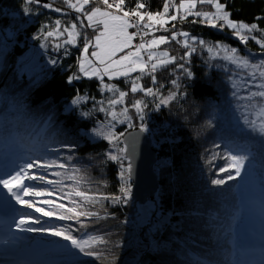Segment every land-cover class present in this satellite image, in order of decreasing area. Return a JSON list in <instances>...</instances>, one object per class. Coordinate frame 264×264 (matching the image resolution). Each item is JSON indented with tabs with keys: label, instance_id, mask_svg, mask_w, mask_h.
I'll use <instances>...</instances> for the list:
<instances>
[{
	"label": "trees",
	"instance_id": "16d2710c",
	"mask_svg": "<svg viewBox=\"0 0 264 264\" xmlns=\"http://www.w3.org/2000/svg\"><path fill=\"white\" fill-rule=\"evenodd\" d=\"M140 2L144 0H125V10L134 9ZM163 2L149 0L142 11L162 12ZM177 2L179 0H172L173 5ZM221 2L227 4L231 19L257 23L260 29H264V19H257L264 17V0ZM43 3L31 5L33 11L29 14L23 11L24 0H0V52H3L0 60V171L5 170L25 148L47 144L44 159L57 160L67 167L32 170L52 180V184L41 180L25 182L29 187L44 192V195L36 197L40 207L55 213L41 218L35 225L64 228L80 239L86 237V233L103 236L107 241L95 246V250L102 254L100 258L80 253L72 245L53 248L49 251L50 257L76 254L81 256L79 264H244L246 257H252L250 264H263L264 133L250 127L238 114L240 101L232 97L233 89L228 79L233 73L244 75L248 70L237 69L221 57H213L206 47L197 44V51L188 60L177 61L192 71L191 77L184 76L174 64L156 73L155 84L150 77H144L141 83L145 87H159L165 96L170 92L177 94L175 100L159 109L154 106L155 98L145 97L142 92H129L125 99L126 106L141 98L148 104L144 110V123L157 154L155 171L160 182L156 197L148 201L153 204L151 215L138 227L141 204L131 195L127 203L114 204L107 199L79 209L72 201L80 198L68 196L74 189L114 196L120 195V188L124 186L119 175L120 165L106 156L114 149L107 140H95L90 133L101 121L109 119L98 111V102L103 100L106 105V98L113 94L102 91L97 78H87L79 72L78 57L85 39L83 33L86 32L88 38L94 37L96 33L91 28L80 29L82 35L78 37L77 44L66 46L67 55H64L65 48L57 50L53 46L61 41L49 38V47L45 48L46 56L43 57L56 59L55 65L40 61L42 56L39 58L41 63L36 66L18 63L32 47L38 48L44 43L37 36L45 24L51 27L57 18L70 24L80 15L67 8L63 0L47 2L61 7L60 13L43 8ZM92 6L97 5L86 6V10ZM196 10L214 11L209 6L201 8L199 5ZM174 11L173 7L169 14ZM182 13L180 10L177 21H170L165 26L169 31L160 29L159 34L171 36L172 25L175 24L177 32L187 31L208 45L219 42L237 47L242 55L250 57L251 62L264 59V50L256 41L242 44L233 36L231 29L212 28L206 22H200L203 18L194 15L180 19ZM9 30L13 35L6 40ZM260 35L264 33L257 35V39ZM182 40L183 37H177V40H169L158 49L183 56L186 49ZM11 43L14 45L10 46ZM5 44L10 47L4 49ZM75 75L80 79H69ZM173 79L177 80L179 87L171 84ZM105 82L116 84L121 90L130 89L128 78H105ZM78 95L89 99L72 105V100ZM84 112L90 115L83 116ZM129 114L132 123L139 126L141 121L135 109L129 108ZM248 118L254 119L250 115ZM127 129V122L117 123L118 133H125ZM229 153L248 157L245 168L251 174L250 179L243 177L242 172L235 176V170L229 167ZM68 156L72 159L68 160ZM24 159L17 162L22 164ZM123 163L126 167L130 160ZM125 175L127 177V173ZM228 175L235 178L229 180ZM217 179H223L225 183L213 184L212 181ZM128 184L132 187L130 178ZM44 200L53 201V204L46 206ZM60 204L97 212L99 218L81 217L86 225L82 227L76 219H60L71 215L57 207ZM15 209L24 212L26 208ZM11 215H0V221L8 222ZM245 220L253 221V226H258L260 232L250 235ZM240 221L243 222L240 224ZM12 232L31 235L36 242L35 248L70 242L48 232H20L15 227ZM134 246H139L140 252L129 260Z\"/></svg>",
	"mask_w": 264,
	"mask_h": 264
},
{
	"label": "snow or ice",
	"instance_id": "6c2138e0",
	"mask_svg": "<svg viewBox=\"0 0 264 264\" xmlns=\"http://www.w3.org/2000/svg\"><path fill=\"white\" fill-rule=\"evenodd\" d=\"M67 8L75 10L80 15L77 16L74 22L65 24L60 18L55 19L51 27L45 24L40 30L37 39L44 41L41 47H49V38L66 37L62 42L55 43L53 46L59 50L65 48L64 55H67L68 45H76L78 37L82 35L80 29L91 28L96 35L88 38L86 32L83 33L85 39L83 47L78 57L79 72L87 78H97L101 84V90L112 93V97H108L107 104L104 101H99V112H103L109 118L107 122L101 121L97 127L91 129L92 134L96 137H101L109 142L115 151H108L106 153L107 159L115 161L120 165L121 171L119 173L124 186L120 188V195L104 196L102 194H90L87 191H80L74 189L73 192L68 193V196L75 195L80 198L73 200L72 203L78 205L79 209H84L88 205H94L101 200L110 199L112 203H127L128 197L131 195V187L128 184V179L131 176L132 164L128 163L125 167L124 161L130 160L131 148L134 152V142L136 136L129 134L125 137V133H116L113 129L116 123L127 122L129 128H135L136 125L132 123V116L129 114V108L135 109L141 123L139 124V131H147V126L144 123L145 108L148 107L146 101L141 99H134L130 105L116 109L117 105H124L125 99L129 92H142L145 97H154V106L159 109L162 105H168L171 101L176 99V93L170 92L168 95H162L160 88L145 87L141 81L144 77H150L153 84L157 83L156 73L166 68L168 65H175L176 68L182 70V74L187 77L193 75L192 71L186 67L184 63H177V61L188 60L192 53L197 51L196 45H201L207 48V52L213 57H221L224 61L234 65L237 69L248 70L244 75L240 72L229 75L228 79L233 89L231 95L241 103L238 105L245 113H252L254 119H249L248 115H244V122L252 128H258L261 133H264V59L259 62H251L247 55H242L237 47H230L223 43H216L208 45L203 39H198L194 35H190L187 31L177 32L176 25H172L171 36L152 35L151 39H145L150 34H153L159 29L169 31L165 26L170 22L177 21L178 15H169L170 9L174 7L172 0H164L162 5V12L157 11L155 14L151 10L142 11L149 4V0L137 3L132 10H125V0H63ZM41 0H24L23 11L25 13H32L31 5H40ZM92 6L86 10V6ZM198 5L203 8L209 6L214 11L196 10ZM45 9H54L55 12H62L61 7H54L53 3H43ZM183 13L179 16L184 19L189 15H194L197 18H203L200 22H206L212 28L223 30L225 28L231 29L232 34L242 44L247 45L249 41H256L264 50V35H257L264 33V29H260L257 23L238 22L230 18L231 13L227 10V4L222 3L221 0H179L176 12L180 10ZM257 19H264L258 17ZM86 21V23H85ZM194 23L196 21H193ZM135 29V31H129ZM257 33V35H253ZM139 37L140 43L134 44L133 41ZM177 37H183L182 44L186 51L183 56L171 55L167 50L158 51L160 45L166 44L169 40H177ZM181 42V41H177ZM92 49L90 52L89 49ZM120 54L117 58V55ZM58 61L51 59L50 63L55 65ZM132 73H138L133 77ZM233 76L238 79H233ZM105 77L109 80L118 77L128 78L130 82V89L128 91L121 90L116 84L106 83ZM70 80L80 79L79 75L69 77ZM172 85L179 87L176 79L171 80ZM163 87V85H160ZM89 99L84 95H78L72 100V105H79L83 101ZM83 116H88L90 113L84 112ZM123 117V119H121ZM211 123V122H209ZM123 144V146H121ZM64 147H75V145H64ZM47 144L42 147H27L24 151L17 155V158L11 160L6 166L5 170L0 171V191L7 190L10 197L15 200L21 208L30 209L35 213H41L42 216L51 217L55 213L45 210L44 207H38L36 201L33 199H26V197H40L44 195L43 191H38L36 188L29 187L26 181L41 180L47 184H52V180H48L46 176L37 175L33 169H50L55 167L66 168L67 165L58 162L57 160L47 161L44 159V154L47 153ZM231 160L229 167L235 170V176H240L244 171L245 161L248 157L245 155L228 154ZM36 156V159L32 157ZM26 157V159H24ZM24 159V162L18 163V160ZM68 160L72 156L67 157ZM78 171V170H76ZM226 171V169H221ZM127 173V177L126 174ZM59 175V173H56ZM235 177L228 175V179L232 180ZM59 183V181H56ZM79 183V181H77ZM213 184L221 185L225 181L217 179L212 181ZM7 200L8 197L6 196ZM44 205H52L53 201L44 200ZM57 207L65 209L71 215L61 216L60 219H76L81 223L82 227H86L81 217L99 218V213L93 211L78 210L77 207H66L63 204ZM12 215L9 221L6 222L9 238L12 236V226L20 232H48L54 236L63 237V239L70 241L73 248L78 249L80 253L88 256L101 257V253L95 250L98 244H106L107 241L103 236L86 235V239L77 238L68 233L64 228H40L33 227V224H39L40 218L34 217L31 212H21L13 208ZM18 217V219H17Z\"/></svg>",
	"mask_w": 264,
	"mask_h": 264
},
{
	"label": "rangeland",
	"instance_id": "374dc122",
	"mask_svg": "<svg viewBox=\"0 0 264 264\" xmlns=\"http://www.w3.org/2000/svg\"><path fill=\"white\" fill-rule=\"evenodd\" d=\"M74 2H75V0H74ZM178 4H179V2L174 3L175 11H174V13L172 12L169 15L178 14L176 12V7H178ZM97 6H100V5H97ZM238 22H241V21H238ZM129 31H130V29H129ZM12 32H13L12 30H9V33L7 34V37L5 38L6 40H8L9 36L11 37L13 35ZM159 35L168 36L167 34H156L155 36H159ZM56 39L58 41L62 42L64 39H66V37H60V38H56ZM12 42L15 43L16 41L13 40ZM13 43H11L10 46H13L14 45ZM133 43H134V41H133ZM10 46H9V44H5L4 49L9 48ZM157 50L158 51H163V50H159V49H157ZM2 51H5V50H2ZM46 51L47 50L45 48H43V47H39V46H38V48H37V46L32 47L30 49V51H28L27 54H25V55H23V57H21V59L18 61V63L21 62L22 64H29V65L31 64L30 66H32V65L36 66V64L41 63L40 61L46 62L45 64L50 63L51 59L49 57H47V58L43 57V56H46V54H44V52H46ZM89 51L90 52L92 51L91 47H90ZM2 54H3V52H2ZM2 54L0 52V60H1ZM119 55L120 54L117 55V58H118ZM41 56L43 57V59H41L39 61V58H41ZM35 66H34V71L36 70ZM248 71H250V69H248ZM135 74H137V73H132L131 75H135ZM105 78H108V77H105ZM118 78H121V77H118ZM233 79H237V77L235 76V77H233ZM235 100L237 101V99H235ZM124 106H126V105L125 104L124 105H117L116 109L119 110L121 107H124ZM238 114L241 115V118L243 119V121H244V115H248V116L250 115L253 118H255L252 113H245L242 108H239V113ZM121 119H123V117H121ZM113 131L118 133V131L116 130V127L113 129ZM90 133L92 134L91 131H90ZM92 137L95 140L96 139H101V137H96V136H94V134H92ZM255 146H256V143H255ZM114 151H115V149H114ZM242 176L246 177V178L248 177L250 179L251 174H248V168H244V171H242ZM248 187L251 188L250 184H248ZM26 199H33L34 201H36L37 206L40 207L39 201H38V199L36 197H26ZM148 201L145 204H141L140 203L141 204L140 205V216H139L138 223H137L138 227H140L143 223H145L149 219V216L151 215V212H152V209H153V204H152V201H150V202H148ZM14 205H17V206L21 207L16 202H15ZM23 211L24 212H31L34 217H39L40 219L45 217V216H42L41 213H35L32 210H30V209H23ZM241 222H243V221H240V224H241ZM244 223L247 225V227H248L247 231H248V233L250 235L251 234H258V232H260L258 226H256V225L253 226V224H254L253 221L245 220ZM33 225H32L33 227H37L36 226L37 224L36 225L33 224ZM259 225H261V224H259ZM238 229H239V227H238ZM34 233L39 234L38 232H34ZM35 244H36V242L33 239H31V235H29V234H27V235H17V237L14 238V239H10L9 237H7L6 241H4L2 243L3 249H2V253L0 252V264H14L16 261H19V260H26V261L29 260L28 264H79L78 259H80L81 256H77L76 254L50 257V252L49 251L51 249H53L55 247H58V246L71 245V242L61 243V244H59V245H57V246H55L53 248H51V246H50V247H47V248H44V249L35 248L33 250L32 247ZM139 252H140V247L139 246H134L132 252L130 253L129 260H132L134 257H136V255ZM251 261H252V257H246L245 260H244V264H250ZM263 264H264V262H263Z\"/></svg>",
	"mask_w": 264,
	"mask_h": 264
},
{
	"label": "water",
	"instance_id": "95a60500",
	"mask_svg": "<svg viewBox=\"0 0 264 264\" xmlns=\"http://www.w3.org/2000/svg\"><path fill=\"white\" fill-rule=\"evenodd\" d=\"M50 0H41V2H49ZM129 134L136 136L134 142V152L130 148V163L132 164V172L130 179L132 181L131 197L141 204H145L148 200H153L159 190V178L155 171L157 163V154L153 147V140L148 133L140 132L139 126L129 128L125 132V137ZM8 197V200L6 198ZM14 206V199L10 197L7 190L0 191V213L8 214Z\"/></svg>",
	"mask_w": 264,
	"mask_h": 264
},
{
	"label": "built area",
	"instance_id": "2783aa9c",
	"mask_svg": "<svg viewBox=\"0 0 264 264\" xmlns=\"http://www.w3.org/2000/svg\"><path fill=\"white\" fill-rule=\"evenodd\" d=\"M130 31H135V29H130ZM157 31H160V29L157 30ZM157 31H155V32H157ZM155 32H154V33H155ZM150 35H152V34H150ZM150 35H149L148 37H146L145 39H149ZM134 43H135V44L140 43V39H139V37H137V38L134 40Z\"/></svg>",
	"mask_w": 264,
	"mask_h": 264
},
{
	"label": "bare ground",
	"instance_id": "6f19581e",
	"mask_svg": "<svg viewBox=\"0 0 264 264\" xmlns=\"http://www.w3.org/2000/svg\"><path fill=\"white\" fill-rule=\"evenodd\" d=\"M115 127H117V124H116V126ZM83 238H85V237H83Z\"/></svg>",
	"mask_w": 264,
	"mask_h": 264
}]
</instances>
